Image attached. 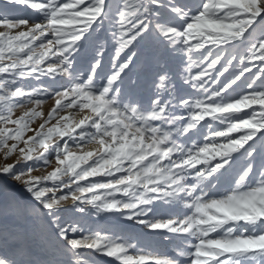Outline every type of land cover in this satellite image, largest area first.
<instances>
[{
  "label": "snow or ice",
  "instance_id": "snow-or-ice-1",
  "mask_svg": "<svg viewBox=\"0 0 264 264\" xmlns=\"http://www.w3.org/2000/svg\"><path fill=\"white\" fill-rule=\"evenodd\" d=\"M3 4L0 179L29 194L31 213L16 207L42 222L35 238L52 252L28 264H264V0ZM16 5L36 19L9 16ZM106 22L107 65L98 44L78 69ZM142 44L175 62L186 93L161 71L149 104L134 99L124 77ZM92 217L98 227L86 228ZM111 220L173 255L111 233ZM28 238L0 231V264H25Z\"/></svg>",
  "mask_w": 264,
  "mask_h": 264
},
{
  "label": "rangeland",
  "instance_id": "rangeland-1",
  "mask_svg": "<svg viewBox=\"0 0 264 264\" xmlns=\"http://www.w3.org/2000/svg\"><path fill=\"white\" fill-rule=\"evenodd\" d=\"M179 4H191L192 0H177ZM3 0H0V8H3ZM7 13L11 17L28 18L35 20L36 15L34 12L23 6H8ZM98 44H104L106 54L104 56L105 65L112 53V39L109 32V24L106 22L102 29H99L95 34L92 41H89L85 47L81 50L76 60V67L80 70H86L88 68L89 61L92 58L94 47ZM138 51L140 52L139 59L137 60V66L133 68L127 76L124 77L125 86H130V91L134 99L138 100L141 104L147 106L153 95V81L156 74L161 71H167L173 78L172 82L176 85L178 90H182L185 93L188 91L185 86L181 83L178 77H176V66L175 62L154 54L152 47L149 44H142ZM255 71V69H254ZM35 82H29L28 86L31 87ZM45 84H49L50 81L44 80ZM53 101H48L44 106L43 110L46 113ZM19 111V110H18ZM3 162L0 157V163ZM8 162H11L9 160ZM50 170V169H49ZM39 174V172L34 173ZM5 201H8L11 205L9 209L5 208L3 214H0V231L7 229L9 232L27 233L28 239L25 241V246L28 249L22 259L25 264H28L32 260H47L52 257L50 249L45 248L35 237L38 234V228L36 225L41 224V221H36L34 224L31 216L22 214L17 209L19 205L20 209L27 210L31 213V205L33 201L29 194L22 190L20 185L12 182L11 180L0 179V205ZM86 228H97L98 225L94 217L87 218L82 221ZM54 228L55 226L52 225ZM104 227L110 230L111 233L133 240H138L140 245L145 248L146 251L159 254L161 256L173 255L172 247L167 241L162 238L145 235L138 227L133 226L129 223L119 222L118 220H111L105 223ZM101 234H107L102 232ZM12 241H9L11 243ZM3 249H0L2 253ZM135 254V253H133ZM57 257L64 259L63 256ZM95 264H110L109 259L102 256L94 257Z\"/></svg>",
  "mask_w": 264,
  "mask_h": 264
}]
</instances>
